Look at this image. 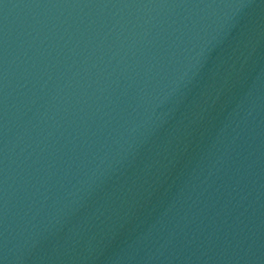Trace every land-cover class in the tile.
I'll list each match as a JSON object with an SVG mask.
<instances>
[{"label": "water", "instance_id": "obj_1", "mask_svg": "<svg viewBox=\"0 0 264 264\" xmlns=\"http://www.w3.org/2000/svg\"><path fill=\"white\" fill-rule=\"evenodd\" d=\"M0 264H264V0H0Z\"/></svg>", "mask_w": 264, "mask_h": 264}]
</instances>
